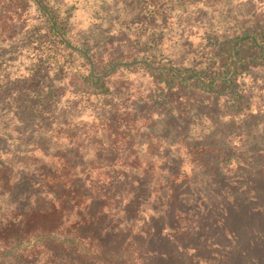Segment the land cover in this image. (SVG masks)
<instances>
[{"label":"trees","instance_id":"trees-1","mask_svg":"<svg viewBox=\"0 0 264 264\" xmlns=\"http://www.w3.org/2000/svg\"><path fill=\"white\" fill-rule=\"evenodd\" d=\"M204 1L98 0L81 51L47 0H0V260L129 264L121 239L131 225L110 224L108 213L144 178L163 180L172 194L177 179L189 176L183 166L223 153L212 140L236 135L238 120L253 131L263 125L254 122L253 105L264 115V24L231 37L207 32V51L187 64L163 49L172 33H180L176 44L185 27L195 30L188 15ZM137 66L147 69L149 89L111 81ZM71 72L79 77L77 99L64 104ZM241 76L259 79L249 94ZM164 122L183 131L179 151L168 147ZM98 203L106 213H93Z\"/></svg>","mask_w":264,"mask_h":264},{"label":"rangeland","instance_id":"rangeland-1","mask_svg":"<svg viewBox=\"0 0 264 264\" xmlns=\"http://www.w3.org/2000/svg\"><path fill=\"white\" fill-rule=\"evenodd\" d=\"M47 2L60 12L61 20L65 23L68 20L67 24L72 29L70 32L67 28L71 45L84 51L81 45L87 29L93 24V10L98 0H47ZM76 4L79 7L70 15V8ZM31 8L33 9V6ZM193 10L188 16L195 22V30L191 26L185 27L183 40L175 44L174 38L180 33L174 32L162 45L166 53L175 51L173 59L185 64L195 55L201 56L207 51L205 48L208 42L207 32L215 34L218 31L219 34L231 37L239 33L234 32L236 29L248 28L252 26V22L254 25L264 24V0H207L195 5ZM252 14L255 15L254 18ZM123 47L124 52H133L128 46ZM115 51L120 52L118 47H115L113 52ZM85 56L91 60V53H86ZM208 56L205 54L204 58L211 59ZM108 59L106 56V61ZM140 61L137 60L138 63ZM122 62L107 67L104 75L113 71L116 66L122 65ZM135 63L136 61L130 64ZM80 64L81 61L76 59L73 67L83 71ZM259 69H263V66L256 67V70ZM126 72L118 71L112 76L111 81L125 79L128 80L126 81L128 86L141 91L150 88L146 68L141 66L133 68L130 77L126 76L128 74ZM67 80L70 86L66 85L64 104L74 103L73 99H77L74 83L79 81V77L71 72ZM244 80L247 81V94L255 82L259 81L257 78L253 80L247 76L240 78L239 82L243 84ZM260 81L264 84V78ZM262 90L264 92V87ZM192 93L199 94L197 90ZM188 95L192 97L191 93ZM255 106L253 105L257 118L254 122L263 125H259L253 131L247 128L246 119L238 120L235 126L239 127L236 135L233 133L222 138L214 137L213 143L222 148L223 153L213 155L211 159L207 157L204 162L197 161L183 166L189 170V176L177 179L172 194L168 195V184L164 185L163 180L161 183L157 177L152 181L144 178L135 185L134 192L115 208L113 214L108 213L109 219L106 221L110 224L128 220L131 225V231L121 239L128 244L125 243L127 248L125 263L127 261L130 264L131 261V264H264V115L257 113ZM85 111L83 117L86 118L91 113L90 110ZM75 112L78 115V107ZM225 112L235 113L224 108L223 113ZM167 119L171 117H165L164 121ZM161 127L171 140H168L171 143L168 147L173 146L179 151L178 142L181 138L179 135L183 133L179 125L177 128L170 127L164 122ZM198 128H200L198 132H201L203 126L200 125ZM99 205L94 204L93 213L96 215L106 213L107 210L98 209ZM113 248L115 251L117 245L114 244ZM151 254H154L153 259ZM0 264L12 262L0 260Z\"/></svg>","mask_w":264,"mask_h":264}]
</instances>
